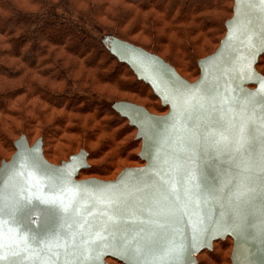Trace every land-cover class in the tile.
I'll return each instance as SVG.
<instances>
[{
  "label": "water",
  "instance_id": "1",
  "mask_svg": "<svg viewBox=\"0 0 264 264\" xmlns=\"http://www.w3.org/2000/svg\"><path fill=\"white\" fill-rule=\"evenodd\" d=\"M226 27L194 82L141 47L107 39L168 111L115 104L137 130L143 165L109 181L79 179L90 168L86 151L57 165L41 139H18L0 165L8 264H198L228 238L231 264H264V0H234Z\"/></svg>",
  "mask_w": 264,
  "mask_h": 264
},
{
  "label": "trees",
  "instance_id": "2",
  "mask_svg": "<svg viewBox=\"0 0 264 264\" xmlns=\"http://www.w3.org/2000/svg\"><path fill=\"white\" fill-rule=\"evenodd\" d=\"M233 9L234 0H0V165L25 137L30 145L41 139L45 157L57 164L86 151L90 168L79 178L107 177L127 147L141 151L137 130L115 104L168 111L112 55L107 39L141 47L194 82L199 62L226 36ZM257 71L264 76V55ZM123 95L147 98L155 109ZM124 125L135 133L127 146ZM100 159L97 170L91 162ZM136 163L143 165L139 157ZM213 252L201 253L198 264H221ZM203 255L208 262L199 261Z\"/></svg>",
  "mask_w": 264,
  "mask_h": 264
},
{
  "label": "rangeland",
  "instance_id": "3",
  "mask_svg": "<svg viewBox=\"0 0 264 264\" xmlns=\"http://www.w3.org/2000/svg\"><path fill=\"white\" fill-rule=\"evenodd\" d=\"M187 76L188 75H186L185 77H187ZM191 81L192 80H190V82ZM121 99H128V100L137 102L139 104L148 105V106L150 105V106H152L153 109H155L154 108L155 107L154 104L152 102H150L147 98L140 99L138 97L123 95V97ZM153 109H151V111L154 113ZM119 130L122 133L125 134L123 140H124V142H125V144L127 146L128 142L130 143L135 138V133L132 132L131 130H129V128L126 127L125 125L122 126ZM57 146H59V145H57ZM126 150H128L127 153H126V158L125 159H119L115 163L114 168L112 169V171L109 172L110 174L107 177H105V178H97V177H94V176L87 175V176H81V178H79V179L95 178V179L106 180V181L114 180L120 174V172L122 170H124L125 168L142 166V165H139V163H136V162H138V155H139L140 145L137 144L135 150L130 151L131 148H129V147H127ZM7 158H8V160H10L11 156H8ZM103 162H104V159H100L98 161H92L91 165H94V168L97 169L99 166H101V164ZM51 163L57 164V163H54V162H51ZM58 164H61V163H58ZM213 250L215 252L214 255L218 257V259H219L221 264H229L230 258H231V252H232V243L230 244L228 241L217 243V244H215ZM199 261L204 262V263L208 262L209 261V257H206L205 255H203V256L200 257ZM108 264H116V263L113 262V261H108Z\"/></svg>",
  "mask_w": 264,
  "mask_h": 264
},
{
  "label": "snow or ice",
  "instance_id": "4",
  "mask_svg": "<svg viewBox=\"0 0 264 264\" xmlns=\"http://www.w3.org/2000/svg\"><path fill=\"white\" fill-rule=\"evenodd\" d=\"M4 245L2 243H0V248H3ZM14 255H19L18 253H14ZM22 259L24 260H30L31 257L29 256H24ZM8 260H9V257L8 256H5L3 254H0V264H8Z\"/></svg>",
  "mask_w": 264,
  "mask_h": 264
}]
</instances>
